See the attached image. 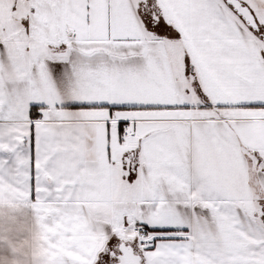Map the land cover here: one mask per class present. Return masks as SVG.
<instances>
[{"label":"snow or ice","instance_id":"snow-or-ice-1","mask_svg":"<svg viewBox=\"0 0 264 264\" xmlns=\"http://www.w3.org/2000/svg\"><path fill=\"white\" fill-rule=\"evenodd\" d=\"M0 264H264V0H0Z\"/></svg>","mask_w":264,"mask_h":264}]
</instances>
